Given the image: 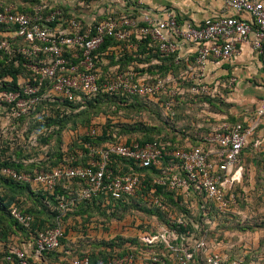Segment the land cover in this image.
<instances>
[{"label": "built area", "instance_id": "obj_1", "mask_svg": "<svg viewBox=\"0 0 264 264\" xmlns=\"http://www.w3.org/2000/svg\"><path fill=\"white\" fill-rule=\"evenodd\" d=\"M39 1L33 11L28 12L15 2L0 0V61L5 55L16 61L21 59L26 71L19 76L17 89L0 91V101L17 118L30 114L41 101L76 103L100 91L150 99L168 95L165 111L174 117L179 96H216L218 93L219 84L214 86L205 80L211 59L227 60L237 56L239 44L252 39L253 48L264 61V0H227L233 15L208 19L200 25L181 22L171 9H166L162 18L149 12L137 16L112 11L89 23L75 15L66 16L61 8L48 1ZM144 38L155 41L163 56L175 55L179 71H171L165 77L153 76L142 71L147 63L130 64L126 69L117 63L104 70L103 65H108L110 60L102 59V54L115 53L118 60L126 50L138 51ZM109 39L120 44L100 53ZM186 45L196 47L192 59L179 54ZM6 80L12 81V78ZM263 127L264 99L247 121L224 123L205 135L198 133L203 136L200 145L169 150L158 140L110 142L92 149L87 164L74 165L75 157L71 156L47 172L2 168L6 177L49 192L63 180H77L82 185L72 201H80L99 195L128 199L137 196L142 186L146 188L143 183L147 175L136 172L133 166L128 172H114L111 163L115 156L143 168L155 167L161 173L151 177V188L143 197L149 206L159 207L166 213L170 224H158L157 232H141L139 237L148 248L139 254H114L103 261H93L85 254L67 262H51L45 259V254L60 249L65 236L61 218L68 211V204L61 200L56 226L39 230L34 240L23 246L12 247L9 254L0 259V264H144L148 260L152 264H166L164 256L171 257L172 264H190L198 256L207 264H264L255 259L247 262L248 251H232L239 243L250 246L246 242L249 236L229 234L226 238L238 237L237 242L229 243L218 240V234L215 238L209 235L218 224V216L238 208L235 186L243 179V153ZM96 132L93 128L90 134ZM79 154L84 155L83 151ZM166 158H169L167 164ZM159 186L184 194L186 199L193 197L188 208L196 220L189 214L179 215L173 211L157 194ZM10 212L23 226L32 227L33 216L19 205H12ZM161 244L169 253L160 254Z\"/></svg>", "mask_w": 264, "mask_h": 264}, {"label": "trees", "instance_id": "obj_2", "mask_svg": "<svg viewBox=\"0 0 264 264\" xmlns=\"http://www.w3.org/2000/svg\"><path fill=\"white\" fill-rule=\"evenodd\" d=\"M6 1L15 2L21 5L22 10L28 12H32L33 7L40 2L39 0ZM62 10L65 12L66 16H71L68 11L64 9ZM118 44H120L119 41L109 39L100 48L99 52L103 53L108 49V47L113 45L116 46ZM103 55L104 54L101 55L102 59L103 57H106L110 60L108 65H103L105 71L108 70L111 65L117 63H119L123 69H126L130 64L137 65V63H147V66L143 68L142 71L149 72L153 76L159 75L160 77H165L171 71L177 73L180 68V66L176 65L175 55L163 56L159 52L156 42L150 38H144L138 51H124V55H122L118 60H116L115 53ZM136 68L140 69L138 66ZM24 73H26V71L25 67L22 65L21 59L16 61L15 58L10 59L9 56L5 55L4 59L0 61V91L17 89L18 78ZM7 77H11L12 81L6 80ZM193 98L195 97L190 96V94L178 97L179 103L175 107L176 114H178V116L181 113L180 108L183 101L186 99L193 100ZM202 98L209 99V101L203 100V103L204 105H209L210 108V101L213 96L202 95ZM166 100H168V95L165 94L159 99H150L136 95H127L120 92L108 93L100 91L96 96L92 98L84 97L83 100H80L76 103L66 100L41 101L38 106L30 113H34L36 117L34 116L35 118L31 121L30 127H28V129L30 130V133H32L31 135H37L36 137L39 142L49 144L51 140L50 138L53 134L61 135V132L68 126L69 121H73V123L76 124L77 122L75 121V117L82 116L83 113H86L87 111L94 110L97 114L102 112H113L116 114L119 112V110L123 109L147 111L146 107L149 104H154L155 108L153 110L156 112L160 111L164 115V119L169 120L173 117L169 116L165 111L164 103ZM161 101H163V105L160 103ZM222 103L224 105L226 101L223 100ZM30 114H28V116ZM26 117V115L22 116L18 119V121H24ZM83 120L81 122H83ZM87 121L90 124L91 118L87 117ZM185 121L186 119H182V121L180 120L178 122H183L182 125L177 124V126H171L178 131L176 132L177 137H172L173 139H169L168 142H165V139L161 136V127H158L156 124H149L137 120L115 124L112 122V119H110L107 124L101 127H93L89 125L90 128L88 133L81 136L80 146L78 145L79 150L83 151L84 153L83 156H80L78 149L75 148H71V153L57 150L56 152L50 154V157H52L50 168H47L46 163H42L40 165L32 163L30 167H27L25 160L29 158L28 156L23 158H20V156L19 158L12 156L7 159L0 157V169L2 170L4 167H11L18 171L34 172L35 168H39V171L47 172L53 170L56 166L66 161L65 159L67 157L71 156L75 157V160L72 162V164H87L91 158L90 152L92 149H98L110 142L132 143L133 141H138L145 143L147 141L158 140L165 143L169 150L183 148L189 146V144L190 146L200 145L201 141L203 140L202 135H205L211 131V125L208 124L210 120H207L206 117L204 121L205 124L207 123L208 125H204L203 127L202 125L195 128L192 127L190 130H187L189 127L187 123H184ZM238 122L242 121H237L236 123ZM93 128L97 131L95 135L90 134V131ZM115 129H122L123 135L118 136V133H116ZM138 131L142 132L143 134H137L136 132ZM197 131L202 135L200 136L196 134V137L198 138L195 137L194 139H192V137H188L184 145L180 144L182 143V140L185 139L179 135L180 132H184L185 134L190 132V134L194 136ZM147 133H150V135H147ZM244 155L245 154L243 153L245 166ZM168 161L169 158H166L165 164H167ZM111 166L115 173L128 172L130 171L131 166H133L136 172L145 173L148 177L143 183L146 185V188L142 186L138 191L137 196L128 199L115 200L111 197H107V195H99L91 200L72 201V199L77 196V192L82 185V183L78 182L77 180H63L58 184L53 192H49L43 188H36L31 183H24L6 177L1 172L0 178L5 180L11 195L7 198V200H5L4 196L0 195V213L7 215V217L10 219V222L13 225L12 231L14 232V235L12 241L9 244H6L5 241H0V259H4L9 254L12 247L16 245L23 246L26 243L33 241L34 235L39 230L56 226L57 217L60 215L59 204L61 200L68 204V211L61 218L65 236L61 240L62 245L60 249L50 251L49 253L45 254L46 260L51 262H67L76 256L87 254L93 261H103L113 257L114 254H125L127 252L139 254L145 252L148 246L141 241L139 234L141 232H157L158 229L156 227L158 224H170L166 213H164L159 207L149 206L143 197V195L147 194L151 188V177L159 175L161 170L155 167L143 168L134 164L132 161H127L116 156L113 157ZM157 188V194L164 199V202L168 204L173 211L179 215L184 214L188 216L189 214V217L196 220L195 217L191 215L190 208H188V202H191L193 197L186 199L184 194L177 193L176 191H170L165 186H159ZM235 191L238 195V208L227 215L222 217L218 216L219 220L215 230H212L209 233L211 238H215L216 234H218V240L232 243L237 242L238 237L235 235L232 238H226V236L229 234L236 233L247 237V234L258 231V228H264V217L261 218L260 214L258 216L249 215L250 217H242L240 212H244L243 210H245L246 207H249L250 203L246 201L245 192L242 189L241 183L236 184ZM263 194L264 191L262 195ZM28 199H30L31 202ZM14 204L19 205L22 210L33 216L34 221L30 229L23 226L11 215L10 207ZM262 205L264 206V201ZM133 211H137L141 215L142 213L147 215L146 218L135 219V224L137 227H139L137 228L138 232L130 236H116L109 241L94 242L97 243L98 246L96 251L91 252L88 250H83L76 241L68 238L69 232L66 226H68L70 223V217L73 214L81 216V219H83L86 223L84 226H92L95 224L94 222H99L97 218L94 217L95 215H102L107 218L116 217L123 219L125 215ZM76 222H78V219H76ZM191 227H194V225H191ZM205 228L206 227L204 226L203 229ZM85 237H89L87 239L91 240L90 235L87 234L83 237V239H86ZM68 241L69 243L73 242V245L68 244ZM246 242L249 243L250 246L246 245V243H239L235 248L232 249V251L234 250V253L248 251L249 253L247 254V262L255 259L261 260L264 263V243H262V240L259 242V244H253L255 241H249L248 239ZM158 249L161 255H163V253H169V250L165 248L164 244H161ZM164 258L166 259V264L173 263L171 257L164 256ZM144 264H152V261H145ZM190 264L207 263L203 257L198 256L192 262H190Z\"/></svg>", "mask_w": 264, "mask_h": 264}, {"label": "rangeland", "instance_id": "obj_3", "mask_svg": "<svg viewBox=\"0 0 264 264\" xmlns=\"http://www.w3.org/2000/svg\"><path fill=\"white\" fill-rule=\"evenodd\" d=\"M194 97L195 98H193V100H184L181 104L180 115L178 116V114H176L169 120L164 119V115L160 111L156 112L153 110L155 108L154 104H149L151 109L149 105H146L147 111L123 109L119 110L116 114L113 112H102L97 114L94 110H90L83 113L82 116H76V124H74L73 121H69L68 126L61 132V135L53 134L50 138L51 140L49 144L39 142L36 137L37 135H31L32 133H30V130L28 129L31 121L36 117L34 113L29 116L26 115V119L19 122V118L15 117L14 114L9 109L4 107V104L0 101V157L7 159L12 156L15 158H19V156L20 158L28 156L29 158L25 160L27 167H30L32 163H36L38 165L46 163L47 168H50L52 160L50 154L56 152L57 150L71 153V148L78 149L79 153H82V151L79 150L81 143L80 139L82 135L88 133L90 128L89 125L93 127H101L107 124L110 119H112V122L115 124L136 120L149 124H156L158 127H161V136L165 139V142H168L169 139H173L172 137H177L176 132L178 131L171 126H177V124L180 125L178 122L180 120L182 121V119H186L184 123H187L189 127L187 130H190L192 127L195 128L200 125L203 127L208 124L211 125L210 127H217L221 120L214 116H211V120L209 121L211 123L208 122V124H205V118L212 113H219V115H221V112H227L229 114V123L234 124L237 122L238 119L232 114V111L234 110V103L226 102L223 105L222 101L224 99L220 97L218 93L215 97L213 96V98H211L210 108L209 105H204L203 103L205 100L209 101V99L202 98L200 95ZM162 102L163 101L160 103L163 105ZM87 117L91 118L90 124L87 121ZM82 120L83 122H81ZM115 131L118 133V136L123 135L122 129H115ZM198 131L194 136H192L190 132H187V134L180 132L179 135H181L183 139L186 138V136L194 139L196 134L200 135L198 134ZM136 133H140L139 135L143 134L139 131ZM147 135H150V133H147ZM257 143L258 146H255ZM180 144L184 145L185 139L182 140V143ZM244 154V178L242 179L241 186L245 192L246 201L250 203V206L243 210L244 212H242V217L244 216L243 218H245L249 215L258 216L260 214L261 218H263L264 206L262 204L264 201V194L262 195V193L264 191V135L262 131L257 133L251 140L249 146L245 149ZM35 170L40 169L35 168ZM9 193V187L7 186L5 180L0 178V195L4 196L5 200H7V198L11 195V193ZM94 217L97 218L99 222H94L95 224L92 226H84L86 223L83 219H81V216L73 214L70 217V223L66 226L69 232L68 238L76 241L83 250L91 252L96 251L98 248L97 243L94 242L109 241L116 236L134 235L138 232L137 228H139L135 224V219L146 218L147 215L143 213L141 215L137 211H133L125 215L123 219L116 217L107 218L102 215H95ZM76 219H78V222H76ZM12 228L13 225L7 215L0 213V241H5L6 244H9L12 241L14 235ZM258 229V231L247 234L249 236V241H255L253 244H259L261 240L262 243H264V228ZM87 234L91 236V240L87 239L89 237H85L86 239H83V237ZM68 244L73 245V242L69 243L68 241Z\"/></svg>", "mask_w": 264, "mask_h": 264}, {"label": "crops", "instance_id": "obj_4", "mask_svg": "<svg viewBox=\"0 0 264 264\" xmlns=\"http://www.w3.org/2000/svg\"><path fill=\"white\" fill-rule=\"evenodd\" d=\"M6 1V0H4ZM52 6L68 11L84 21L92 23L105 17L109 12L117 14L133 13L140 16L149 12L162 18L166 9L174 10L178 19L203 24L208 19H218L233 15L227 0H45ZM247 18V15H244ZM239 54L227 60L211 59L206 69L205 80L218 85L217 92L227 103H234L232 114L237 121H247L254 116L258 105L264 99V61L253 48L252 39L239 44ZM194 45L182 47L179 54L183 58H193ZM221 120L219 125L229 123L227 112L208 115ZM182 125L183 122H180ZM217 125V126H219ZM216 127V126H215ZM215 127H210L213 130ZM264 134V127L261 130ZM188 137L185 138V141ZM190 143V142H189ZM35 187V186H34ZM127 229V228H126Z\"/></svg>", "mask_w": 264, "mask_h": 264}]
</instances>
